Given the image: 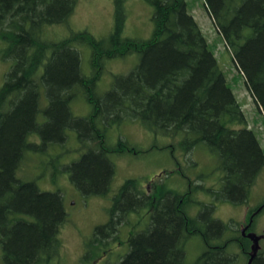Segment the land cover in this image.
<instances>
[{"label":"trees","instance_id":"obj_1","mask_svg":"<svg viewBox=\"0 0 264 264\" xmlns=\"http://www.w3.org/2000/svg\"><path fill=\"white\" fill-rule=\"evenodd\" d=\"M77 1L0 0V57L11 61L0 86V264L61 260L59 229L67 221L63 196L17 175L31 153L49 155L51 168L56 173L67 170L83 196H102L109 192L115 173L111 156L144 153L122 136L110 141L109 130L138 121L155 136L169 138L162 148L173 159L180 149L192 162V151L207 147L222 172L219 189L208 191L238 205L248 204L264 165L255 134L239 126L246 123L244 114L185 0H144L152 7L153 23L146 39L123 36L125 0H112L108 35L99 38L87 30H71L58 37L52 28L69 26ZM203 1L264 113V0ZM83 51L89 52L88 74L81 66ZM132 54L138 58L132 69L115 75L110 88L98 93L105 63ZM75 98L89 105L85 116L72 112ZM72 133L79 141L77 149L67 147ZM50 150L58 154L52 156ZM72 151L78 152L76 158L61 163L60 155ZM181 169L165 171L167 177L172 171L180 173L188 186L181 193L165 187V177L146 180V187L138 178L124 180L111 198L106 221L85 241L82 263L94 264L102 255L104 264H235L240 260L230 248L236 246L247 264L251 240L241 232L224 238L231 223L212 216V203L194 201L192 192L203 187ZM195 204L200 210L193 216L189 210ZM257 208L247 210L243 226L250 232L261 211ZM123 229L129 230L126 251L109 261L112 242L125 244ZM191 237L200 238L202 251L188 263L185 248ZM251 264H264V250L258 249Z\"/></svg>","mask_w":264,"mask_h":264},{"label":"rangeland","instance_id":"obj_2","mask_svg":"<svg viewBox=\"0 0 264 264\" xmlns=\"http://www.w3.org/2000/svg\"><path fill=\"white\" fill-rule=\"evenodd\" d=\"M185 1L187 12L196 21L209 49L213 53L219 69L224 75L227 86L233 92L244 114L246 123L239 126L247 127L253 131L264 154V113L262 109L258 106L248 89L243 74L236 67L231 51L217 31L204 5V1ZM125 10L127 17L123 36L142 39L149 38L153 29L151 19L152 7L144 0H125ZM112 15V0H78L71 15L69 26L64 28L53 27L52 31L54 30L58 37H63L68 35V32L71 30H87L96 37L102 38L112 30ZM2 47L3 43L0 41V49ZM88 57L89 52L83 51L81 54V66L84 74L90 72ZM137 61L136 54L107 61L108 63H105L103 74L97 84L98 93L103 94L106 92L110 88L114 76L127 74ZM10 63L11 61L3 60L0 57V86L4 82ZM71 109L76 116H85L89 111V105L84 98H75L71 103ZM235 126L238 127L237 125ZM109 131L110 141L114 142L119 136H122L138 149L143 150L144 153L141 156H131L130 154L111 156L115 173L110 190L105 195L83 196L70 181L68 171L64 170L63 172L59 171L56 173L47 160L49 155H43L40 151L26 155L17 171L20 179L35 181L41 190L60 191L63 196L67 221L59 229V238L62 242L59 264H83L82 255L85 251V241L91 238L92 230L96 225L106 221L111 198L127 178H138L143 181L142 186L146 187V180L151 179L153 183L161 181L165 177L163 180L164 186L166 184L169 189L176 191L175 193H181L186 191L188 186L180 176V173L172 171L167 177L165 176V171L179 167L183 170L185 168L187 175L192 177L196 184L203 187V189L196 188L192 192L191 196L194 201L204 204L212 203L215 207L212 216L224 223H231V226L228 225L225 229L224 238H234L241 231L247 218L248 207H264V165L251 187L248 204H233L228 200L216 198L208 191L219 189L222 172L217 168L215 155L207 147L201 145L192 151V156L190 154L189 159L192 163L186 160L185 155L180 149L175 150V159H173L171 152L167 148H162L168 144L169 138L161 134L155 136L153 132L145 129L138 121H126L116 124ZM73 135L74 133L70 136L67 147L77 149L79 141ZM36 141L38 140L36 139ZM152 144L156 146L153 148ZM67 149L70 150L69 148ZM58 151L61 152L60 149ZM49 153L52 156L58 154L56 150H50ZM77 155V151L60 155V162L67 164L76 158ZM199 210L200 206L195 204L189 212L195 216ZM141 216L144 217V213L140 214L139 218H143ZM233 223L237 224L234 225ZM128 231V229H123L121 235V239L125 244L117 245L115 244L116 242H112L111 251H113V254L112 256L111 254L109 256L106 255L109 261H116V253L126 251L125 246ZM252 232L260 236L259 246L264 250V209L256 216ZM201 248L202 242L199 237L189 238L185 248L186 261L193 263L202 251ZM230 250H232L233 255L237 253V257L240 260V262H236L235 264L245 263V257L239 255L240 249L238 247L233 246ZM251 251L250 249L249 254H251ZM1 254L2 250L0 246V260ZM99 257L101 258L102 255H99ZM99 257H95L94 261L96 260V262L94 264H104V260L99 259ZM88 264H92V262Z\"/></svg>","mask_w":264,"mask_h":264},{"label":"water","instance_id":"obj_3","mask_svg":"<svg viewBox=\"0 0 264 264\" xmlns=\"http://www.w3.org/2000/svg\"><path fill=\"white\" fill-rule=\"evenodd\" d=\"M246 237L253 241V244L251 246L252 254L250 255V258H249L248 263H247V264H251L252 259L254 258V256L256 255V253L258 251V249L260 248V246H259L260 236L256 235L253 232H249V233L246 234Z\"/></svg>","mask_w":264,"mask_h":264},{"label":"flooded vegetation","instance_id":"obj_4","mask_svg":"<svg viewBox=\"0 0 264 264\" xmlns=\"http://www.w3.org/2000/svg\"><path fill=\"white\" fill-rule=\"evenodd\" d=\"M264 207H261L260 209H258V210H262ZM241 234L243 235V236H246V234L247 233H249L250 231H248L246 228H245V226L244 227H242L241 228Z\"/></svg>","mask_w":264,"mask_h":264},{"label":"bare ground","instance_id":"obj_5","mask_svg":"<svg viewBox=\"0 0 264 264\" xmlns=\"http://www.w3.org/2000/svg\"><path fill=\"white\" fill-rule=\"evenodd\" d=\"M251 240V239H250ZM252 241V240H251ZM252 244H253V241H252ZM251 250H252V248H251ZM251 254H252V251H251ZM251 254H249V256L251 255ZM248 263V262H247Z\"/></svg>","mask_w":264,"mask_h":264},{"label":"crops","instance_id":"obj_6","mask_svg":"<svg viewBox=\"0 0 264 264\" xmlns=\"http://www.w3.org/2000/svg\"><path fill=\"white\" fill-rule=\"evenodd\" d=\"M248 201H250V198H249V200ZM244 213H246V212H244ZM243 216H245L244 214H243Z\"/></svg>","mask_w":264,"mask_h":264}]
</instances>
